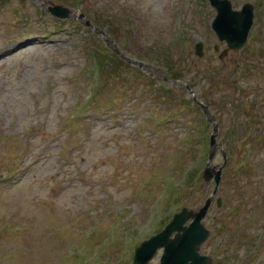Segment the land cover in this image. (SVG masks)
<instances>
[{
	"label": "rangeland",
	"instance_id": "1",
	"mask_svg": "<svg viewBox=\"0 0 264 264\" xmlns=\"http://www.w3.org/2000/svg\"><path fill=\"white\" fill-rule=\"evenodd\" d=\"M38 1L83 13L125 55L154 65L181 58L193 71L190 54L203 41V57L220 73L197 78L198 95L221 116L218 141L231 163L206 215L211 233L201 251L212 264H264V0H230L234 8L254 4L246 43L255 53L228 50L221 60L226 43L210 28L215 10L207 0ZM39 9L35 0H0V174L10 171L0 176V264H90L73 260V245L85 244L91 226L103 249L89 239L76 255L94 250L100 264H131L129 253L127 263L121 256L130 237L139 242L210 194L213 182L200 174L211 126L187 101L142 99L140 68L114 56L92 28ZM237 98L252 101L260 124L247 121L251 107H237ZM146 108L154 110L143 115ZM221 160L217 151L214 162ZM244 174L251 179L245 195ZM239 198L247 203L231 214ZM114 225L120 234L104 237Z\"/></svg>",
	"mask_w": 264,
	"mask_h": 264
},
{
	"label": "water",
	"instance_id": "2",
	"mask_svg": "<svg viewBox=\"0 0 264 264\" xmlns=\"http://www.w3.org/2000/svg\"><path fill=\"white\" fill-rule=\"evenodd\" d=\"M211 2L217 8V15L213 21V27L219 37L226 38L230 47H239L243 43L247 28L251 23V7L245 5L243 11L234 12L230 11L228 1L211 0ZM51 11L60 16H66L68 14V9L60 5H54ZM113 48L115 49L114 46ZM127 60L132 61L128 58ZM133 62L146 68V65L142 62ZM209 118L212 119L211 116ZM210 143L212 147L215 145V135L211 136ZM212 150L210 156H212ZM208 168H206L204 174L207 178L211 176V173H207ZM220 169L221 167L216 171H211L214 172L216 182L219 179ZM210 200L211 198L209 197L204 205L196 211L182 208L179 213L173 216V219L160 233L151 236L136 248L133 264H145L155 249L161 245L164 246V252L161 256L160 264H209L210 259L205 255H200L197 250L198 244L208 234V231L200 223V219L204 216ZM189 217H192L193 221L188 226H183V223ZM174 230L181 232H177L173 238H169V235Z\"/></svg>",
	"mask_w": 264,
	"mask_h": 264
}]
</instances>
